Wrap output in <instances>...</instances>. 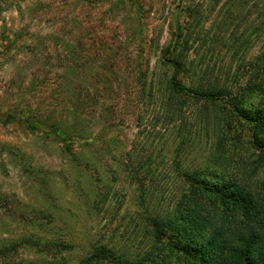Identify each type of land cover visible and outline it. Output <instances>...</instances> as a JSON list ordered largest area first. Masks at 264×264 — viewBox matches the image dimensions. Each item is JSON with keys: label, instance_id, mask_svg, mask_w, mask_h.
Instances as JSON below:
<instances>
[{"label": "rangeland", "instance_id": "1", "mask_svg": "<svg viewBox=\"0 0 264 264\" xmlns=\"http://www.w3.org/2000/svg\"><path fill=\"white\" fill-rule=\"evenodd\" d=\"M263 8L0 0V264H205L194 240L244 216L218 195L186 193L187 176L223 175L264 204V149L229 106L264 121ZM173 77L224 100L173 93ZM31 115L64 122L73 146L30 130ZM257 137L264 144L263 131ZM182 214L207 224L186 226Z\"/></svg>", "mask_w": 264, "mask_h": 264}, {"label": "trees", "instance_id": "2", "mask_svg": "<svg viewBox=\"0 0 264 264\" xmlns=\"http://www.w3.org/2000/svg\"><path fill=\"white\" fill-rule=\"evenodd\" d=\"M261 1L263 6L264 0ZM66 31L67 30H65L64 33H66ZM59 54L63 55V59H59ZM75 54V50L72 51L71 49L65 53H58L57 58L59 63H63L65 60H68ZM255 59H257V57L253 60ZM171 63L177 72L183 68V63L180 60H171ZM251 64L256 65L257 67L259 66L256 60L251 61ZM260 75L263 76V68L258 73L259 80L262 79V77L260 79ZM169 86L171 92L184 94L194 98L197 101L215 103L219 100H224V98L220 97V95L217 93L189 89L185 86L177 84L174 77L172 78ZM64 92H66L67 97L73 93L70 89H66ZM55 93L56 91L54 94ZM56 101L57 100L54 99L52 102L58 103ZM69 102L72 107L73 102ZM226 102L228 101L226 100ZM230 103L232 102L230 101ZM230 103L229 106L231 108L232 115L252 125L253 146L263 150L264 144H257L258 140L255 139V137L258 138V130L263 131L264 133V121H256L251 116L241 111L237 105ZM64 107L65 106H62L61 109ZM51 108H53V106ZM65 111L74 116L72 109L66 108ZM26 114H28L27 107L22 108L20 110V115L25 117ZM25 121L30 130H44L46 133L59 138L65 146H73V144H71V136L65 131V127H63V125H65L64 122L60 123L61 121H58L54 123H48L45 120L38 119L37 115L27 116ZM73 123L74 122H72V124ZM66 128L68 129L69 127L66 125ZM187 177L189 180V185L187 186L186 193L198 192L200 189L199 193L210 194L214 196L218 195L219 199L223 203L222 206L225 209H227V205H231L233 208L239 211L238 217L244 216V219L235 218L233 220V223H235L233 224V228L231 230L223 231L220 234V231L218 229L216 230L217 227L214 226L212 227L214 229L213 231L207 232V229L204 231L206 235L205 237L199 238L197 240L193 239L197 243L195 247V251L197 253L195 254V258L201 259L205 264H264V204H262V199L258 198V196H255V194L253 195L249 192H245L238 185L235 186L232 184L233 186H231V182L227 181V177H225L227 180L222 182L223 175L220 176V178H217L218 182L216 181L211 183H207L203 180L198 181L192 178V175ZM211 198L212 197L210 196V200ZM197 217H199V219L194 218L193 220L190 215L182 214V216L179 217V220H181L186 226L194 222L196 224L201 223V225L204 223L207 224L205 217H201L200 215ZM184 224L183 226H185ZM154 228L155 234L157 236L165 235L163 227L161 229V226H159V223L156 221ZM135 261L137 262L136 264H147L143 259H138ZM134 263L135 262H132L131 264Z\"/></svg>", "mask_w": 264, "mask_h": 264}]
</instances>
